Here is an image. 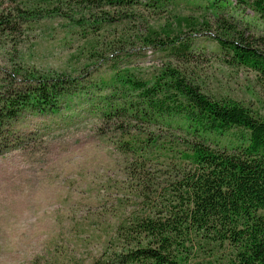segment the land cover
Wrapping results in <instances>:
<instances>
[{
  "label": "trees",
  "instance_id": "obj_1",
  "mask_svg": "<svg viewBox=\"0 0 264 264\" xmlns=\"http://www.w3.org/2000/svg\"><path fill=\"white\" fill-rule=\"evenodd\" d=\"M19 1L0 0V42L17 43L25 25L54 16L73 21L86 37L96 35L119 20L105 8L140 5L157 14L175 0H68L66 9L27 8ZM242 4L252 13L242 19L228 14ZM196 6L204 9L201 18L175 15L159 30L140 33L143 45L171 58L150 79L122 65L121 52L112 50L103 56L114 60L110 78L15 67L0 83V156L24 141L15 130L25 111L60 114L89 106L101 134L131 159L132 176L151 174L164 161L174 164L169 182L154 193L142 191L146 212L121 222L112 246L92 264H220L196 259L198 250L214 256L216 247L228 248V264H264V115L239 100L210 96L182 68L198 55L184 26L195 32L204 26L223 62L264 82V0Z\"/></svg>",
  "mask_w": 264,
  "mask_h": 264
},
{
  "label": "rangeland",
  "instance_id": "obj_2",
  "mask_svg": "<svg viewBox=\"0 0 264 264\" xmlns=\"http://www.w3.org/2000/svg\"><path fill=\"white\" fill-rule=\"evenodd\" d=\"M202 1L175 0L157 14L140 5L105 8L119 20L87 37L63 16L44 17L21 28L17 43L0 42V83L15 67L110 78L114 60L103 56L112 50L121 52L122 65L129 63L139 77L150 79L171 58L143 45L140 33L148 27L159 30L175 15L201 18L204 9L196 3ZM66 2L18 3L66 9ZM244 12L252 13L246 4L228 10L235 19H242ZM183 34L192 39L198 54L194 63L182 64L183 71L210 96L239 100L264 115V82L257 74L223 62L204 26L198 32L184 26ZM88 110L89 106L86 111L77 107L60 114L25 111L17 121L15 132L24 141L0 156V264H92L112 246L121 222L146 212L141 208L142 191L154 193L171 180L174 164L168 161L153 166L151 174L132 176L131 159L101 134V121ZM213 252L210 256L198 250L196 259L228 264V248L216 247Z\"/></svg>",
  "mask_w": 264,
  "mask_h": 264
}]
</instances>
